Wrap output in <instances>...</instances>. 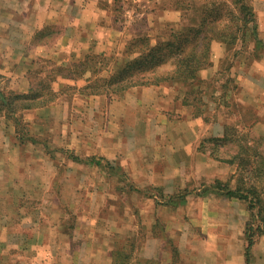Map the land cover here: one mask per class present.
Returning a JSON list of instances; mask_svg holds the SVG:
<instances>
[{
	"label": "rangeland",
	"instance_id": "rangeland-1",
	"mask_svg": "<svg viewBox=\"0 0 264 264\" xmlns=\"http://www.w3.org/2000/svg\"><path fill=\"white\" fill-rule=\"evenodd\" d=\"M89 1L55 3V14L50 16L56 22L37 30L31 42L38 31H42L43 41L61 38L71 15L64 5L79 7L80 11ZM94 1L118 31L115 34L120 42L103 53L114 58H121L133 37L147 35L153 42L162 39L181 22L183 14H192L190 0ZM216 1L225 3V7H215V2L208 10L214 7L222 19L227 18L226 11L234 8L232 0ZM34 4L36 11H41L37 2ZM171 11L179 15L178 22H172L171 17L176 15ZM5 17V9L0 7V22ZM2 23L0 49L4 52L0 50V69L5 70L0 73V89L22 93L21 88L28 86V71L37 67L38 60L63 65L75 61L31 58L35 50L25 40L29 34H9L14 38H6L7 25ZM122 34L125 38H121ZM258 36L263 40L264 32L259 26ZM13 40L12 44L8 42ZM6 45L9 46L5 48ZM12 46L19 49L17 53L24 52L27 59L22 55L19 62H12L18 59L11 54ZM251 46L250 41L239 40L228 48L223 45L217 71L210 67L200 72V87L216 91L210 101L204 98L208 107H202L200 114L192 104H183L184 87L173 88L175 99L166 107L149 95L128 93L129 89L113 98L61 94L41 115L35 111L19 114L18 123L0 114L8 144L14 145L13 153H8L6 174L13 177V185L8 186L15 191L13 199L7 200L8 207L0 200V264H112V253L118 248L131 255L129 264L150 260L154 264L231 262L226 254L231 251L228 240L220 242L214 228L226 221L228 215L223 211L241 214L242 208L223 202L227 198L215 193V182L230 189L253 188L264 216V165L256 163L253 152L245 153L243 147H254L264 156V87L259 89L263 94L258 95L254 106H247V91L239 87L241 79H246L242 76L245 62L248 66L255 64L256 71L260 69L256 64L264 65V53L259 55L260 60L246 61ZM231 78L232 82L227 81ZM66 83L73 84L59 80L57 89ZM82 84L77 82V86ZM164 95L160 97L164 99ZM183 117L190 122L182 123ZM224 123L239 131L243 141L241 157L249 164L220 162L209 155L213 153L224 160L234 155L231 143L215 148L206 141L217 137ZM205 188H209V194L203 199L198 195ZM186 193L183 201L174 203ZM235 227L236 224L232 229ZM244 231L245 226L235 230V235L246 246ZM262 239L257 237L255 245ZM259 260L260 256L257 258L253 252L252 264Z\"/></svg>",
	"mask_w": 264,
	"mask_h": 264
},
{
	"label": "trees",
	"instance_id": "trees-1",
	"mask_svg": "<svg viewBox=\"0 0 264 264\" xmlns=\"http://www.w3.org/2000/svg\"><path fill=\"white\" fill-rule=\"evenodd\" d=\"M213 4L215 7H225V3L221 1L190 0L192 14L189 16L183 14L181 22L171 28L166 37L153 42L147 35H137L126 43L121 58L93 53L65 65L49 59L38 60L37 67L28 71L26 92L17 93L0 89V114L18 123L19 114L45 108L55 102L61 94L78 93L83 96L113 98L132 88L150 86L184 87L183 104H192L198 114L202 113L204 111L202 107H208V101L204 98L207 97L210 101L216 94V91L209 92L200 87L203 83L200 72L213 66L211 47L214 42L228 48L234 46L238 40L242 43L250 41L252 46L246 58L247 62L260 60L259 55L264 53V40L258 36L255 14L247 0H232L234 8L226 11L228 19H222L214 7L208 10ZM42 36V31H38L32 44L37 46L53 42L49 39L43 41ZM37 39L41 40L36 42ZM59 80L71 81L73 84L66 83L63 84V88L57 89L56 84ZM79 81L83 82L81 86H77ZM227 81L232 82L233 79ZM31 141L33 142V139ZM206 141L213 143L215 148L231 143L233 148L230 149L234 151V155L230 160H224L213 153L209 155L220 162L230 164L236 162L243 166L244 157H241L243 141L239 138V131L228 123L223 124L222 136ZM243 147L246 148L245 153L249 150L253 152L256 163L264 165V156L256 152L254 147H251L252 149L247 148V145ZM249 162L246 161L244 164ZM94 164L100 166V162L94 161ZM215 183L217 184L215 193L247 203L249 220L245 224L244 237L245 259L248 262L256 238L264 236V216L261 207H258L260 199L253 188L230 189L219 181ZM208 189L200 195L209 194ZM186 195L187 193L180 195L174 203L183 201ZM256 208L257 212H255ZM112 258V264H129L131 255L118 248L113 251ZM135 264H154V262L150 260Z\"/></svg>",
	"mask_w": 264,
	"mask_h": 264
},
{
	"label": "crops",
	"instance_id": "crops-1",
	"mask_svg": "<svg viewBox=\"0 0 264 264\" xmlns=\"http://www.w3.org/2000/svg\"><path fill=\"white\" fill-rule=\"evenodd\" d=\"M37 2V5L40 6L41 11H36L37 6L34 4ZM35 2H32V0H2L0 7L5 9V19L0 22V24L4 21V23L7 25L5 27V36L6 38H10L12 34L18 35V37H21L23 34H29V36L25 37V40H27L28 44L31 45V47L34 48V55L31 58H53L55 60H79L82 59L86 54H103L106 53L110 48V46L113 47V45H116L120 42V37L118 34H115V32H118L116 29H114V23L112 19L105 17L107 13L105 14L101 8L98 7V4L91 0L89 1L88 5L81 6V10L78 11L77 8L69 4L64 5V10H66V13L70 9V18L69 23L65 26V32L61 38H58L57 40H53V42L47 44V45H33L31 42V38L33 34L37 30H41L43 27L48 26L51 23H55L54 17L51 18L50 14L53 16L55 12L52 10L55 3L61 5L62 3L60 0H36ZM251 5V8L255 14L256 22L259 26V30L264 32V0H251L249 3ZM69 7V8H68ZM101 12V13H100ZM171 13H175L176 17H171L172 22H178L180 20L179 15L175 11H171ZM174 15V16H175ZM68 16V15H67ZM3 24V23H2ZM118 36V37H117ZM11 37L10 39H13ZM121 38H125V35H121ZM264 40V36L262 37ZM13 41L11 42L12 44ZM9 45H6L5 48H7ZM64 47V49H63ZM11 54L13 57L18 56L17 58L11 59L12 62H19L21 56L23 53H17L20 52L19 49H17L16 46H12ZM1 50V49H0ZM211 55H212V62L213 66L211 67V70L217 71V68L219 67V63L221 61V57L223 56V45L220 43L214 42L211 47ZM1 52H4L1 50ZM1 55H3L1 53ZM25 57V55H23ZM63 56V58H62ZM66 57L67 59H64ZM27 58L25 57L24 60ZM60 60V61H61ZM263 64V63H262ZM262 64H256L260 69L256 71L255 64H248L245 62L243 64V67L245 69V72L242 74L246 77L245 80L240 81L239 87L244 88L247 92V95L249 98L246 101L247 106H254L259 101L258 95L261 96L263 93H259V89L263 85L264 87V76H261V73L264 71V65ZM263 68V69H262ZM210 69V68H209ZM5 68L0 69V73L3 72ZM206 71V70H205ZM204 71V72H205ZM213 71V72H214ZM247 71V72H246ZM207 72V71H206ZM260 74V76L258 75ZM241 76V77H242ZM243 76V77H244ZM240 76L237 75L236 82L239 81ZM174 87H138L131 89L130 92H135L139 96L140 94L142 97L144 95L151 96V100H155L158 104H160L163 107H166V104H170L175 99L174 96ZM27 89L23 87L21 88V92H25ZM164 95L165 98L160 97V95ZM134 94V95H135ZM133 95V96H134ZM140 99V97H139ZM44 108L31 110L29 111L32 113L35 111L37 114H42ZM159 110V107L158 109ZM156 112V111H155ZM165 116V114H164ZM185 120H183L182 123L189 121L188 118L183 117ZM179 121V120H178ZM200 124V123H198ZM183 126V125H181ZM198 126V125H197ZM223 128V127H222ZM179 132L177 127L175 128V131ZM212 130V129H211ZM210 130V132H212ZM192 131V130H191ZM181 132V131H180ZM188 130H185V134H188ZM209 133V132H207ZM180 134V133H179ZM223 134V129L220 130L216 136L220 137ZM7 133L5 132V128L1 126L0 124V158L3 161H0V200L5 201L4 204L8 207L7 200H11L14 197L15 191L11 190L8 185H13L14 179L12 176H8L6 174V164L7 163V157L8 153L12 154L14 145L8 144V140L6 137ZM191 135V132H190ZM199 135V133H198ZM197 133H195L196 138ZM200 136V135H199ZM10 160L12 155L9 156ZM5 170V171H4ZM221 178V177H218ZM217 195V194H215ZM201 198H206L207 195H198ZM198 197V198H199ZM216 198H219L218 196H215ZM227 198V197H226ZM221 200V198H219ZM231 203L233 206H241L242 213L235 212V210H229V213H226L223 211L224 215H228L226 217V221H222L219 225H217L214 228V231L216 233V236L218 240L221 242H224L226 240L228 244V247H230L231 251H227L228 258L231 262H228L227 264H252L253 259V252L257 258H261V260L258 261V264H264V236L261 242L258 245H255L252 247V256L250 254L249 261L246 262L245 259V245L244 242L241 241L240 236L236 234L235 230L241 231L244 229V226L246 222L249 220V211L247 209V203L237 200V199H229L227 200L222 199ZM227 202V203H228ZM10 206V205H9ZM7 210V208H6ZM11 210V206L9 208V211ZM222 213V214H223ZM246 214V215H245ZM246 221V222H245ZM241 222V225H238V223ZM236 224V227L234 229L233 225ZM218 233L222 234L218 235ZM241 234V233H240ZM226 235H229V237L224 238Z\"/></svg>",
	"mask_w": 264,
	"mask_h": 264
}]
</instances>
